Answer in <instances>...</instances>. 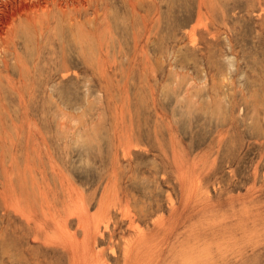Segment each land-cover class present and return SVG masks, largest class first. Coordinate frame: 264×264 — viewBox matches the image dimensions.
I'll use <instances>...</instances> for the list:
<instances>
[{"label": "rangeland", "instance_id": "374dc122", "mask_svg": "<svg viewBox=\"0 0 264 264\" xmlns=\"http://www.w3.org/2000/svg\"><path fill=\"white\" fill-rule=\"evenodd\" d=\"M47 1L44 45L17 40L37 69L34 103L18 107L8 88L0 99V264H70L73 253V264H97L93 250L123 264L140 232L156 264H264V0H216L201 16L197 0H108L99 16L81 12L80 58L77 26L55 10L65 0ZM51 49L67 53L66 71ZM12 56L0 51V73L17 80ZM82 213L96 223L88 250ZM179 219L172 233L156 229Z\"/></svg>", "mask_w": 264, "mask_h": 264}, {"label": "bare ground", "instance_id": "6f19581e", "mask_svg": "<svg viewBox=\"0 0 264 264\" xmlns=\"http://www.w3.org/2000/svg\"><path fill=\"white\" fill-rule=\"evenodd\" d=\"M60 1V0H59ZM134 1H136V0H134ZM139 1V0H138ZM214 1H216V0H197V14L199 15V16H201V15H203V14H209V15H213V13H214V10H215V7H214V5H215V2ZM50 2H51V0H50ZM53 2V1H52ZM110 2H111V0H110ZM48 3H49V1H47V0H0V51L2 52V53H4V52H11L12 54H13V60H14V63H17L18 64V66L21 68V70H22V74H20L19 75V77H18V79L17 80H15V79H13V78H11L9 75H7V72H5L4 74H1L0 73V99H1V97H2V95L4 94V91H5V89H3L2 90V88H8L9 90H11V91H13L14 93H16L17 95H18V99H19V101H18V103H16L17 104V106L19 107V106H23L24 108H26L27 107V101L30 103V99L28 100V98H30L29 96L31 95V90L32 89H29V87H28V89H26V86H27V81H29L30 79H31V77H32V79H33V75H34V72L37 70L36 69V67H35V71H33V66H32V70H30L29 68H28V66L29 65H31V64H28V66H27V63L21 58V54L19 53L20 52V50H19V52H18V50H16L17 48H18V46H17V40H19V37H24V38H28L29 39V35H26V33H31L30 35H31V37L32 38H34L35 39V43H36V47L38 46L39 47V49L42 47L41 45L44 43V41L43 42H41V43H39L38 41L39 40H46V39H48L47 38V36L45 37V35H46V33L48 32V30H49V18H52L51 17V15H53L52 13H50L51 12V10H50V8L48 7ZM57 3H59V2H57ZM61 3V2H60ZM63 3V2H62ZM51 5H52V3H50ZM108 4H109V2H108V0H69V1H67V0H65L64 1V4H63V7L62 6H60V5H58L56 8H55V10L57 11V13H59L61 16L60 17H63L65 14H67V16L66 17H68V23L71 25V27L72 26H77V28L76 29H74L75 30V32H74V38H73V35H72V39L74 40V42H73V47H75V53H76V55L80 58V55H81V47H82V37H81V29L80 28H78L80 25H81V23H80V20H79V17H80V15H82L81 14V12L83 13V11H85L86 12V10L91 6V8H92V12H93V14L95 15V16H99V14H101L100 13V11H102V14H103V12H104V10H105V8L108 6ZM130 5L132 6V7H134L135 6V3L134 2H130ZM50 6V5H49ZM116 6V5H115ZM52 7H53V5H52ZM143 7V6H142ZM108 8V7H107ZM125 8H127V7H125ZM182 8V7H181ZM189 8V7H188ZM187 8V9H188ZM110 9V8H109ZM155 9V8H154ZM176 9V8H175ZM52 10H53V8H52ZM181 10V9H180ZM192 10V9H191ZM108 11V10H107ZM107 11H106V13H107ZM112 11V10H111ZM56 13V14H57ZM111 13V12H110ZM192 13V12H191ZM92 14V13H91ZM57 16H58V14H57ZM87 16V15H86ZM85 17V16H84ZM88 17V16H87ZM149 17V16H148ZM147 17V18H148ZM177 17V16H176ZM55 18V17H54ZM64 18V17H63ZM81 18V17H80ZM91 18H93V16H91ZM100 18H102V17H100ZM155 18V17H154ZM62 20H64V19H62ZM94 20H95V18H94ZM99 20H101V19H99ZM103 20H105V19H103ZM101 22V21H100ZM174 22V21H173ZM67 23V24H68ZM99 23V22H98ZM60 24H61V21H60ZM63 24V23H62ZM86 24V23H85ZM153 24V23H152ZM159 24V23H158ZM157 24V25H158ZM154 25V24H153ZM61 26V25H60ZM67 25H65V27H66ZM82 27H83V25H81ZM88 26V25H87ZM57 27V26H56ZM62 27H63V25H62ZM64 27V28H65ZM74 27V28H75ZM156 27V26H155ZM159 27V26H158ZM104 28V27H103ZM66 29H67V27H66ZM152 29V28H151ZM27 30V31H26ZM69 30V29H68ZM72 31L71 32H73V29H71ZM87 30V29H86ZM100 30V29H99ZM51 31V30H50ZM60 31H61V29H60ZM104 31V30H103ZM157 31V30H156ZM90 32V31H89ZM24 33H25V35H24ZM86 33V32H85ZM153 33V32H152ZM48 34V33H47ZM73 34V33H72ZM33 35H34V37H33ZM50 35H51V33H50ZM192 35V34H191ZM83 36V35H82ZM87 36V35H86ZM48 37H49V35H48ZM113 37V36H112ZM31 38V39H32ZM64 38V37H63ZM69 38V37H68ZM96 38V37H95ZM108 38V37H107ZM55 39V38H54ZM86 39V38H85ZM109 39H111V38H109ZM113 39H115V38H113ZM21 40V39H20ZM21 41H23V43L22 44H25L26 45V41H24V40H21ZM68 41H69V39H68ZM86 41V40H85ZM47 42H48V40H47ZM46 42V43H47ZM52 42V41H51ZM72 42V41H71ZM87 42H88V40H87ZM94 42H96V40L94 41ZM94 44V43H93ZM19 45V44H18ZM44 45V44H43ZM48 46H50L49 45V43L47 44ZM67 45V44H66ZM46 46V45H45ZM68 46V45H67ZM66 46V47H67ZM95 47L97 46V45H94ZM107 46V45H106ZM108 46H109V44H108ZM24 47V46H23ZM44 47V46H43ZM72 47V48H73ZM26 48V47H25ZM71 48V47H70ZM97 48V47H96ZM95 48V49H96ZM100 48V47H99ZM21 49H23V48H21ZM49 49H50V47H49ZM26 50V49H25ZM33 50V49H32ZM47 50H48V47H47ZM47 50H45V52L47 51ZM70 50H72V49H70ZM69 50V51H70ZM36 51V50H35ZM104 51H105V49H104ZM22 53H23V51H21ZM50 52V51H49ZM27 53V52H26ZM43 53V52H42ZM73 53V52H72ZM72 53H71V55H72ZM98 53V52H97ZM112 53V52H111ZM29 54V53H28ZM32 54H33V52H32ZM50 54L56 59V57H57V55H56V52H55V50H52L51 49V52H50ZM24 56H25V58H27L28 57V55L26 54H23ZM34 55V54H33ZM35 55H36V53H35ZM40 55L41 54H38L37 53V55H36V57H35V59L36 60H39V58H40ZM43 55V54H42ZM46 55V54H45ZM30 56V55H29ZM59 57H60V59H59V62L57 63V60H56V64H57V70L58 71H62V72H64V71H66V69H67V65L68 64H66L65 65V59H66V57H67V53L65 52V51H63V49H62V51L59 53V55H58ZM68 56H69V54H68ZM108 56V55H107ZM73 57V56H72ZM98 57V56H97ZM42 58H43V56H42ZM41 58V59H42ZM11 59V58H10ZM69 59H70V57H69ZM31 60V59H30ZM36 60H34V61H36ZM49 60L50 61H53L54 62V59L52 58H49ZM49 60H47V61H49ZM99 60H100V58H99ZM89 61V60H88ZM2 62H3V64H4V66L6 67L7 66V63H6V61L5 60H2ZM9 62H11V61H9ZM13 62V61H12ZM12 62H11V64H12ZM30 62V61H29ZM32 63V62H31ZM51 63V62H50ZM68 63H69V61H68ZM81 63V62H80ZM79 63V64H80ZM36 64V63H35ZM78 64V65H79ZM82 64V63H81ZM33 65V64H32ZM48 65V64H47ZM53 65V64H52ZM9 66V65H8ZM36 66V65H35ZM38 66H40V65H38ZM50 67H51V65H49ZM69 66V65H68ZM11 67V66H10ZM42 67H43V62H42ZM39 68V67H38ZM54 68V67H53ZM16 69H17V67H16ZM19 69V68H18ZM40 69H41V67H40ZM44 69V68H43ZM47 69V68H46ZM51 69H52V67H51ZM100 69H101V67H100ZM14 70V69H13ZM56 70V71H57ZM9 71H10V69H9ZM17 71V70H16ZM33 71V72H32ZM42 70H40V72H41ZM49 71H52V70H49ZM11 72V71H10ZM14 72V71H13ZM39 72V73H40ZM68 72V71H67ZM12 73V72H11ZM10 73V74H11ZM44 73H46V72H44ZM49 73V72H48ZM47 73V74H48ZM66 73V72H65ZM12 75H13V73H12ZM17 75H18V73H17ZM38 75V74H37ZM42 75V74H41ZM49 75V74H48ZM60 75H61V72H60ZM14 76V75H13ZM31 76V77H30ZM15 77V76H14ZM35 77V76H34ZM46 78V77H45ZM64 78V77H63ZM77 78H78V74H77ZM62 79V78H61ZM34 80H35V78H34ZM37 80H39V79H37ZM77 80V79H76ZM2 81H4L5 83L3 84V82ZM35 82V81H34ZM45 82V81H44ZM61 82V81H60ZM38 84H39V82H38ZM52 85V84H51ZM77 85V84H76ZM29 86V85H28ZM59 87V86H58ZM30 88H31V86H30ZM38 88V87H37ZM52 88V87H51ZM61 88V87H60ZM48 89V88H47ZM56 89V88H55ZM68 89H69V87H68ZM27 91L28 93H25V94H23V92L24 91ZM31 91V92H30ZM65 91V90H64ZM1 92H3V93H1ZM71 93V92H70ZM75 93H76V91H75ZM62 94V93H61ZM5 95V94H4ZM25 95H27V97H24ZM32 96V95H31ZM47 96H48V93H47ZM7 97V96H6ZM43 97V96H42ZM63 97V96H62ZM70 97V96H69ZM63 99V98H62ZM70 99V98H69ZM66 100V99H65ZM36 101V100H35ZM31 102H33L34 103V100L33 101H31ZM4 104L5 103H0V109H3L4 108ZM49 108V107H48ZM61 113H63V112H61ZM7 114V113H6ZM9 116V115H8ZM64 116V115H63ZM62 116V120H63V117ZM5 117V116H4ZM24 118L25 119H28L29 117L27 116V115H25L24 116ZM59 118V117H58ZM5 119H6V117H5ZM60 119H61V116H60ZM66 119V118H65ZM8 120V119H7ZM22 120V119H21ZM60 121V120H59ZM66 121V120H65ZM60 124H62L61 122H60ZM62 127V126H61ZM65 127V126H64ZM20 129H21V127H20ZM13 132H14V130H13ZM3 134H5V133H3ZM40 134V133H39ZM60 134V133H59ZM7 137H8V135H6ZM10 139H12V138H10ZM22 139V138H21ZM8 141V140H7ZM18 142H20V141H18ZM22 143H20V145H21ZM9 146H8V149L9 150H15V149H17L16 148V143H15V141H13V140H10L9 141V144H8ZM6 147V146H5ZM1 148V147H0ZM177 149V148H176ZM18 150V149H17ZM20 152V151H19ZM176 152H177V150H176ZM4 155V154H3ZM8 155H9V153H8ZM15 155H16V153H15ZM179 156V155H178ZM18 158V157H17ZM14 159V158H13ZM173 160V159H172ZM8 162V161H7ZM30 162V161H29ZM2 165V164H1ZM27 167V166H26ZM25 167V168H26ZM2 168H3V165H2ZM28 168V167H27ZM37 168V167H36ZM23 171V170H22ZM116 176V175H115ZM113 177H114V175H113ZM183 177V176H182ZM8 178V177H7ZM193 179H195V178H193ZM192 179V180H193ZM191 180V181H192ZM11 182V181H10ZM113 182V181H112ZM115 183H117L118 184V182L116 181ZM115 183L113 182V185L111 186V188H114L115 187ZM29 184V183H28ZM116 184V185H117ZM193 184V183H192ZM195 185H197V183H195L194 184V187H195ZM30 188H31V186H30ZM192 188L193 187H191V189H190V191L192 190ZM196 188V187H195ZM191 193V192H190ZM196 193V192H195ZM189 196V195H188ZM196 197V196H195ZM200 196H198V197H196L195 199H197V198H199ZM201 198V197H200ZM200 198H199V200H200ZM186 199V198H185ZM190 199V198H189ZM188 199V200H189ZM202 199V198H201ZM209 199V198H208ZM198 200V201H199ZM204 200V199H203ZM201 201V200H200ZM191 209L193 208V207H190ZM207 208H209V205L208 204H206L205 203V205H204V209L206 210ZM191 209H186L185 207L184 208H182V211L180 212V214L178 215V216H182L183 214L184 215H187V214H189V212L191 211ZM199 210H202V209H199ZM198 210V211H199ZM186 218V217H185ZM79 219V220H78ZM77 219V223L79 222V224L78 225H80L81 226V228H82V230H83V233H84V237H83V239H84V242H83V240H82V242H83V245H82V242L80 241L79 242V244L80 245H82V247H83V249H86V250H88L89 249V245H90V243H91V240H92V242H93V240H94V237L93 236H91V228H93L92 226H95V224L96 223H93V225L91 226L90 224H89V222H88V217H86V215L84 214V213H82L81 215H80V217ZM90 220H91V218H90ZM181 222H183L182 220H177V221H174V222H172V223H168V225H164V224H162V222L160 223V222H158V225L156 224V229H157V231L159 232V231H163V230H168V232L169 233H172L173 231H174V229L175 230H177V226L181 223ZM132 223H133V221L131 220V219H129V225H128V227H132ZM91 224H92V221H91ZM134 226V225H133ZM56 228H58L59 230H61L62 232H68L67 231V228H66V223H65V221L64 220H61L60 221V223L59 224H57V226H56ZM129 228V229H130ZM134 228V227H133ZM133 228H131V229H133ZM137 229V228H136ZM59 230H57L56 229V232H59L60 233V231ZM175 234V233H174ZM64 235V234H63ZM68 238H69V236L68 235H66ZM66 236H64L65 238H66V242H68L67 241V237ZM72 236V235H71ZM103 235L101 234V237H102ZM65 238L63 239V240H65ZM62 239V238H61ZM60 239V240H61ZM71 239V238H70ZM69 239V240H70ZM74 241H76V239L74 240ZM65 242V241H64ZM153 242H154V239H153V237L150 235V233L148 232V234L147 235H145V233L144 232H140L139 233V235H138V238H137V240L136 241H134V242H130V241H127L126 243H125V247L123 248V264H156L157 263V260H154V256H153V251H152V246H153ZM73 244V241H72V239H71V241H70V244ZM75 244V243H74ZM73 244V245H74ZM77 244V243H76ZM74 245V249L77 247V245ZM92 244V243H91ZM66 245H68V244H66ZM65 245V246H66ZM93 245H95L94 244V242H93ZM205 245V244H204ZM69 246V245H68ZM70 246H72V245H70ZM207 246V245H206ZM91 248H93V246L91 247ZM90 248V249H91ZM69 250V249H68ZM112 250V249H111ZM76 251V250H75ZM74 251V252H75ZM93 251H95V250H93ZM93 251H92V254L91 255H93L92 256V258H90L91 259V261H92V259L93 260H96V263H97V261H103V259L101 260V255L100 254H94L93 253ZM90 252H91V250H90ZM70 253V252H69ZM82 253H84V251L82 250ZM81 252H80V254H82ZM97 253V252H96ZM113 253H114V251H113ZM112 253V254H113ZM72 254V252L70 253V255ZM79 254V253H78ZM80 254H79V258L82 256L83 257V254L80 256ZM91 255H90V257H91ZM85 256H86V254H85ZM82 257H81V261H83V259H82ZM70 258H72V260H71V262H70V264L72 263L73 264V262L72 261H74L75 262V260L76 259H78V257L76 258V254L75 253H73V255H71V257ZM76 258V259H75ZM200 257H198L197 256V259H199ZM155 259H157V258H155ZM194 260V258L192 259V261ZM69 261H70V259H69ZM76 261H78V260H76ZM100 261H99V263H97V264H100ZM105 261V260H104ZM122 261V260H121ZM198 261H200V260H198ZM85 262V261H84ZM92 263H93V261H92ZM103 263V262H102ZM106 263V262H105ZM78 264V263H77ZM80 264V263H79ZM81 264H82V262H81ZM85 264V263H84Z\"/></svg>", "mask_w": 264, "mask_h": 264}]
</instances>
